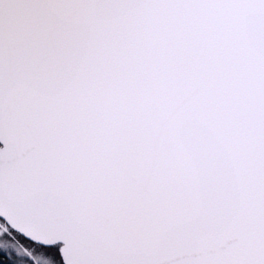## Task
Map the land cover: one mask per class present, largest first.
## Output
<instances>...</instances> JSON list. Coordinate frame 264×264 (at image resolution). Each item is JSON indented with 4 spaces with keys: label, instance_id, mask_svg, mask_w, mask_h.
<instances>
[{
    "label": "snow or ice",
    "instance_id": "obj_1",
    "mask_svg": "<svg viewBox=\"0 0 264 264\" xmlns=\"http://www.w3.org/2000/svg\"><path fill=\"white\" fill-rule=\"evenodd\" d=\"M0 264H264V0H0Z\"/></svg>",
    "mask_w": 264,
    "mask_h": 264
}]
</instances>
